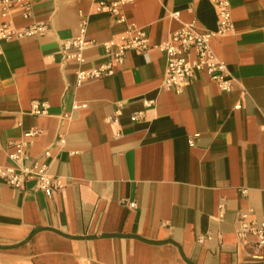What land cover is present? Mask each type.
Returning a JSON list of instances; mask_svg holds the SVG:
<instances>
[{
    "label": "crops",
    "instance_id": "obj_1",
    "mask_svg": "<svg viewBox=\"0 0 264 264\" xmlns=\"http://www.w3.org/2000/svg\"><path fill=\"white\" fill-rule=\"evenodd\" d=\"M95 2L41 0L30 21L49 24L47 35L3 43L0 167L25 140L23 163L46 162L55 189L0 180V264H264V247L237 223L264 221V0H229L233 30L211 40L231 91L204 70L179 91L163 87L157 45L191 21L215 30L209 0H133L126 23ZM80 10L97 45L77 63L62 42L78 34ZM13 22L25 24L19 11ZM127 26L145 28L150 49L77 83Z\"/></svg>",
    "mask_w": 264,
    "mask_h": 264
},
{
    "label": "built area",
    "instance_id": "obj_2",
    "mask_svg": "<svg viewBox=\"0 0 264 264\" xmlns=\"http://www.w3.org/2000/svg\"><path fill=\"white\" fill-rule=\"evenodd\" d=\"M41 0H0V59L3 55V43L12 40L44 37L50 31V26L44 21H30L36 3ZM95 2V0H90ZM133 0H106L95 2V9H106L115 23H126L124 8ZM217 10V23L215 30H202L194 21L174 31L168 40L157 45L167 58L163 76V87L166 89L180 90L181 85L195 75L196 71L204 70L215 81L222 91H231L233 77L224 60L214 52L211 40L215 36L225 35L233 30L231 5L229 0H209ZM19 11L25 24L17 26L13 22V14ZM79 14L78 34L65 39L62 42V51L66 60L81 63L84 61V51L97 45L96 41L87 36V15L81 10ZM103 50L108 56L105 63L94 66L88 70L77 71V83L88 79L110 76L115 73L114 65L121 66L124 63L127 51L137 53L147 52L151 44L145 28L127 26L126 31L118 37L112 38L102 44ZM46 105L32 104V111L36 114H44ZM132 115L131 119L136 120ZM116 121L115 118H112ZM36 131H30L29 135ZM58 140L64 142L59 135ZM191 142V141H190ZM13 150L8 153L9 163L6 167H0V180L15 187L24 189L28 180L34 181V189H39L46 196H51L55 185L51 181L48 164L34 160L29 165L23 163L27 158L24 148L28 145L25 140L12 142ZM45 156L49 151L44 152ZM134 207L135 203L130 202ZM239 232L242 234L253 233L257 237V245L264 247V221L248 223L246 215L237 217Z\"/></svg>",
    "mask_w": 264,
    "mask_h": 264
}]
</instances>
